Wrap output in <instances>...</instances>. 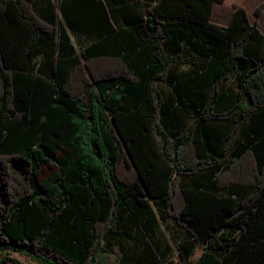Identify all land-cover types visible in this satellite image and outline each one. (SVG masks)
<instances>
[{
    "label": "trees",
    "instance_id": "1",
    "mask_svg": "<svg viewBox=\"0 0 264 264\" xmlns=\"http://www.w3.org/2000/svg\"><path fill=\"white\" fill-rule=\"evenodd\" d=\"M222 1L0 0V264H264V35Z\"/></svg>",
    "mask_w": 264,
    "mask_h": 264
},
{
    "label": "rangeland",
    "instance_id": "2",
    "mask_svg": "<svg viewBox=\"0 0 264 264\" xmlns=\"http://www.w3.org/2000/svg\"><path fill=\"white\" fill-rule=\"evenodd\" d=\"M246 4L247 8L250 12V18L253 19L255 16L253 14L255 8L264 2V0H240ZM233 5H238L236 3H232ZM232 5V8H233ZM239 6V5H238ZM264 6L262 7V10ZM262 12V11H261ZM259 17V16H258ZM258 17H255L257 19ZM67 35L70 39V42L73 44L74 48L79 51L81 49V45L85 43V39L83 37H77L70 32H67ZM52 170V167L48 168L47 171ZM157 240L161 244L162 251H164L167 255L166 257L169 259H173L174 261H178L179 256V245L184 238L183 231L179 229L173 222L171 221H162L158 220V227H157ZM202 252L201 248H197L194 259H196ZM11 256L20 260L22 263L25 264H43L39 261H36L21 252H12ZM12 264V263H8Z\"/></svg>",
    "mask_w": 264,
    "mask_h": 264
},
{
    "label": "crops",
    "instance_id": "3",
    "mask_svg": "<svg viewBox=\"0 0 264 264\" xmlns=\"http://www.w3.org/2000/svg\"><path fill=\"white\" fill-rule=\"evenodd\" d=\"M233 2L245 9L249 23H255L261 33L264 35V9L262 10L261 14L257 19H255V17L251 19L249 9L247 8L246 4L240 0H223L220 3H214L212 5L211 21L218 25H226L230 19L233 10Z\"/></svg>",
    "mask_w": 264,
    "mask_h": 264
}]
</instances>
